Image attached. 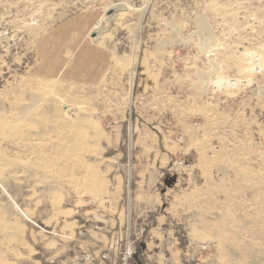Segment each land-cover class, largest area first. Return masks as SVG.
<instances>
[{
    "label": "rangeland",
    "instance_id": "obj_1",
    "mask_svg": "<svg viewBox=\"0 0 264 264\" xmlns=\"http://www.w3.org/2000/svg\"><path fill=\"white\" fill-rule=\"evenodd\" d=\"M140 123L181 151L183 264H264V0H0V264L113 262L80 210L133 179Z\"/></svg>",
    "mask_w": 264,
    "mask_h": 264
},
{
    "label": "crops",
    "instance_id": "obj_2",
    "mask_svg": "<svg viewBox=\"0 0 264 264\" xmlns=\"http://www.w3.org/2000/svg\"><path fill=\"white\" fill-rule=\"evenodd\" d=\"M84 53L87 60L95 59L96 50L93 47H85ZM130 124L131 128L134 125L138 126V122L131 119ZM140 126L138 127L141 128L139 138L143 150L134 155L136 162L132 164V153L129 149L126 154L127 162L123 165V167H131L135 172L133 179L115 175L114 182L107 185L103 196L96 200L98 202L91 204V207H82L80 210L81 217L84 215L83 220L90 226L84 230L91 240L101 241L103 245L93 242L84 243L99 247L102 251H109L114 257L110 264H126L124 258L120 257L122 263L115 260L123 253L116 245L118 237L124 236L128 239L132 235H145L144 255L147 257L145 264H183L182 250L175 237L181 228L190 229L186 232L187 239H184V242L190 239L191 233L198 232L195 226H190L187 222L184 227H180L185 223L190 211L192 194L186 191L182 194L172 193V187L164 186V181L170 174L169 166L177 160L181 151L176 147L167 149L166 153L164 149L159 150L158 147L160 149L164 147L159 143L162 135L159 136L157 131L144 126L143 123H140ZM122 156L124 153L119 155V157ZM67 212L60 211L59 218ZM42 221L45 222V219ZM99 221L103 222L102 226H97ZM92 222L97 225H93ZM68 224L76 229L73 234L75 236L80 232L77 228L85 226V223L80 222L78 218ZM134 250L135 246L129 245L125 251H129L130 257ZM30 264H41V262L33 257ZM100 264L107 263L100 262Z\"/></svg>",
    "mask_w": 264,
    "mask_h": 264
},
{
    "label": "trees",
    "instance_id": "obj_3",
    "mask_svg": "<svg viewBox=\"0 0 264 264\" xmlns=\"http://www.w3.org/2000/svg\"><path fill=\"white\" fill-rule=\"evenodd\" d=\"M165 184H166V186H171L172 182L167 180V178H166ZM141 253H142V255L144 253V250L142 247H140L139 252H137L136 254H134L132 256V258H129L127 260L126 264H145V262L143 261V259L141 257Z\"/></svg>",
    "mask_w": 264,
    "mask_h": 264
},
{
    "label": "built area",
    "instance_id": "obj_4",
    "mask_svg": "<svg viewBox=\"0 0 264 264\" xmlns=\"http://www.w3.org/2000/svg\"><path fill=\"white\" fill-rule=\"evenodd\" d=\"M181 164V163H180Z\"/></svg>",
    "mask_w": 264,
    "mask_h": 264
}]
</instances>
